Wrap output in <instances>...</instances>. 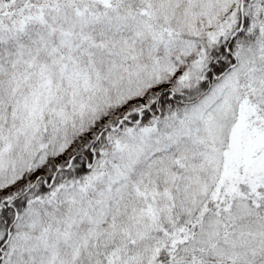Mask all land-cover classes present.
<instances>
[{
	"label": "snow or ice",
	"instance_id": "1",
	"mask_svg": "<svg viewBox=\"0 0 264 264\" xmlns=\"http://www.w3.org/2000/svg\"><path fill=\"white\" fill-rule=\"evenodd\" d=\"M0 264H264V0H0Z\"/></svg>",
	"mask_w": 264,
	"mask_h": 264
}]
</instances>
